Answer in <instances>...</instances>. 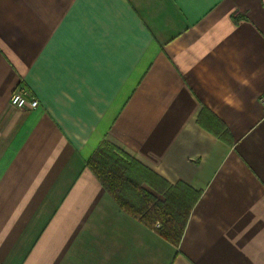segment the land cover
I'll list each match as a JSON object with an SVG mask.
<instances>
[{
    "label": "crops",
    "instance_id": "crops-1",
    "mask_svg": "<svg viewBox=\"0 0 264 264\" xmlns=\"http://www.w3.org/2000/svg\"><path fill=\"white\" fill-rule=\"evenodd\" d=\"M261 99L264 0H0V264H264ZM102 143L200 194L177 247L90 172Z\"/></svg>",
    "mask_w": 264,
    "mask_h": 264
},
{
    "label": "trees",
    "instance_id": "trees-1",
    "mask_svg": "<svg viewBox=\"0 0 264 264\" xmlns=\"http://www.w3.org/2000/svg\"><path fill=\"white\" fill-rule=\"evenodd\" d=\"M87 167L120 210L177 247L199 193L181 183L169 185L109 143L99 145ZM143 185L164 200L158 201Z\"/></svg>",
    "mask_w": 264,
    "mask_h": 264
},
{
    "label": "built area",
    "instance_id": "built-area-1",
    "mask_svg": "<svg viewBox=\"0 0 264 264\" xmlns=\"http://www.w3.org/2000/svg\"><path fill=\"white\" fill-rule=\"evenodd\" d=\"M28 94L22 89H16L13 91L9 98V104L11 107L16 109V111L22 110H32L38 107V101L34 98H28ZM264 101V100H260Z\"/></svg>",
    "mask_w": 264,
    "mask_h": 264
},
{
    "label": "rangeland",
    "instance_id": "rangeland-1",
    "mask_svg": "<svg viewBox=\"0 0 264 264\" xmlns=\"http://www.w3.org/2000/svg\"><path fill=\"white\" fill-rule=\"evenodd\" d=\"M142 188H144L146 191H150V192H154V191H152V189L150 188V187H148L147 185H143L142 186ZM156 195H158V194H156ZM159 196V197H158ZM156 198H157V200L158 201H163L164 200V196L162 195H158ZM154 227L156 228V229H158V228H160V224L159 223H155V225H154Z\"/></svg>",
    "mask_w": 264,
    "mask_h": 264
}]
</instances>
